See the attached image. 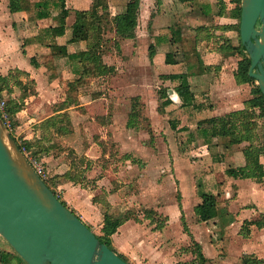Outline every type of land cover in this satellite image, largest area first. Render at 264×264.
<instances>
[{"label":"crops","instance_id":"0c3cea01","mask_svg":"<svg viewBox=\"0 0 264 264\" xmlns=\"http://www.w3.org/2000/svg\"><path fill=\"white\" fill-rule=\"evenodd\" d=\"M45 1H50L51 16L38 19L35 5ZM30 3V10L13 13L10 0H0V90L8 103L18 104L23 100L20 83L35 82L36 95L28 99L36 98L43 105L62 103L67 84L77 76L74 63L88 47L83 40L86 35L73 27L75 11H88L93 0H67L71 14L66 20L60 19L54 0ZM108 4L111 18L138 17L136 37L121 39L111 29L105 32L103 64L113 71L85 80L86 89L79 88L80 103L66 111L75 114L79 122L91 120L95 128L114 133L117 144L119 135L135 134L142 124L149 127L150 141L154 131V135L167 134L168 141L155 140L152 147L130 136L134 143L123 145L142 161V178L148 182L144 188L150 197L163 198L167 189L178 188L187 227L201 246L206 264H242L245 255L264 262V228L249 225L264 218V182L227 173L229 169L264 166L259 142L253 141L256 133L236 145L230 138L199 135L212 118L244 110L253 97L252 87L238 85L235 79L240 60L232 51L240 36L236 5L232 0H108ZM48 28L55 35L46 36ZM173 75L188 77L193 106H183L176 92L179 82L167 79ZM156 84L164 87L166 98L158 96ZM98 109L102 113L92 118ZM63 112L53 110L46 119ZM126 117L129 120L123 125ZM200 152L202 165L198 168L189 157L196 158ZM162 169L167 172L164 177ZM70 184H60L64 190L61 200L97 236L111 229L115 250L127 257L129 264H200L190 249L185 251L191 237L184 233L179 206L154 207L164 215L163 223L140 218V222L130 220L106 230V224L98 227L100 220L105 221L103 202H94L91 194L89 202L80 203L89 192ZM205 194L218 197V217L209 222H201L195 213ZM96 227L101 235L95 232Z\"/></svg>","mask_w":264,"mask_h":264},{"label":"rangeland","instance_id":"374dc122","mask_svg":"<svg viewBox=\"0 0 264 264\" xmlns=\"http://www.w3.org/2000/svg\"><path fill=\"white\" fill-rule=\"evenodd\" d=\"M108 28L110 30V27ZM236 43L238 46L239 41ZM107 45L108 47L112 46L110 40ZM239 58L241 57L239 56L238 59ZM85 85L86 81L81 83L83 90L86 89ZM97 89L98 88H96L95 91H98ZM155 89H157L159 96L164 87L156 84ZM80 92V90L77 91V94L73 96L78 100V104L80 103ZM20 103L24 105L23 110L14 118L15 126L19 134L17 133L16 135L14 132L13 135L19 139L18 141L20 143L25 141L33 143L34 149L42 151L38 156L39 161L43 163L48 175H50V180L53 181L51 183H54L52 184L53 191L58 196L63 197L64 190L59 188L61 183L66 182L68 185H71L70 183H75L69 181L67 178L66 175L70 173L78 182L76 187L89 192L88 194L84 193V196L79 199V202L81 203L84 200V203H86V201L89 202V195L91 194L94 195V199L96 197L103 198V206L101 205L103 218L105 220V216L109 215L115 223V226L119 225L117 224V220L127 213L144 220H148L147 217L152 216V218L149 219L152 222L163 223L165 221L164 215L154 211V207L156 206H174L175 208L179 206L180 210H182V216L186 218L178 188L167 189L163 198L153 199V196L150 197V194L144 188L146 185L148 186V182L142 178L145 173L143 171L144 165L142 166V161L140 162V159L133 156L130 148L123 147V145L126 147V142L130 143L131 141V143H134V139L128 136L135 137L137 142L143 145L147 143V145L150 144L152 147L155 140L168 141L170 138L167 134L162 132L159 135H154L156 133L154 131L153 139L150 141V134L147 132L149 127H147L146 124H142L141 127L135 131V134L129 133L128 136L127 134H125V136L119 135L118 147L117 142H115L117 137L114 133L105 130L102 131L101 127H96V129L90 123L91 120L88 121L85 119L83 122H79L75 114H71L70 112L67 113L70 116L69 119L72 121V131L65 129V126L67 127L69 125V121L67 120H64L62 124L59 123L56 126H48L46 123L51 117L47 119L46 117L52 115L53 110L55 111L57 105L61 103L59 101L57 104L43 105L39 103L36 98H32V100H22ZM84 109L85 108H81L80 110L86 113ZM100 113H102L101 109L93 111L92 118L98 117ZM127 120H129L128 117L123 120V125H126L128 122ZM85 122L89 123L84 126ZM261 123L262 122L259 121V129H255L252 132L256 133L253 135V141H258L259 146L263 147L264 144L260 137V134H262ZM147 135L149 138H147ZM141 139L147 140L143 141ZM201 154V152L197 153L198 156H196V158L195 156L189 157L191 161L196 162L198 168L202 165V162H200L201 159L199 158ZM206 166L208 168H214L213 166L211 167V165ZM161 171L164 177L167 172L163 169ZM201 181L202 179L200 182ZM207 181L210 182L211 179L207 178ZM148 211H152V213L150 214ZM104 222L105 221L102 222L100 220L98 227L100 228L102 224H106L107 227L105 228L107 230L109 225ZM182 227L184 230L183 222ZM94 230L99 235L102 234L97 227ZM184 233H186L185 230ZM186 234L191 237V241L186 246L187 248L185 251L189 249L190 251H194V238L188 233ZM103 236L104 235H102V237ZM111 245L114 248L113 243H111ZM182 250H184V248ZM2 252L10 253L13 256L15 255V251L0 237V256ZM124 260L130 262L127 257H124ZM12 263L17 264V260L13 259Z\"/></svg>","mask_w":264,"mask_h":264},{"label":"water","instance_id":"95a60500","mask_svg":"<svg viewBox=\"0 0 264 264\" xmlns=\"http://www.w3.org/2000/svg\"><path fill=\"white\" fill-rule=\"evenodd\" d=\"M240 40L264 96V0H242ZM0 237L26 264H129L38 175L0 116Z\"/></svg>","mask_w":264,"mask_h":264},{"label":"trees","instance_id":"16d2710c","mask_svg":"<svg viewBox=\"0 0 264 264\" xmlns=\"http://www.w3.org/2000/svg\"><path fill=\"white\" fill-rule=\"evenodd\" d=\"M241 1L242 0H232V3L236 5L235 13L238 20L236 29L239 35L241 19ZM66 4L67 0H54V9L59 13V17L61 20H66L71 14L70 11L67 9ZM30 7V0H10V10L13 13L20 11H28L30 10ZM35 9H37L38 11L36 15L38 19H46L51 16L50 1L38 3L37 5H35ZM75 15L76 22L73 27L76 29H80L86 35L85 39H80L85 40L87 42L88 47L86 51L80 53V55L78 56V62L74 63V74H76L77 76L73 82H69L67 84L66 100L57 105L55 110V112H65L51 117L46 123L48 126H56L59 123L62 124L64 120H67L69 121V125L67 127L65 126V129L68 131H72V123L69 119L70 116L66 110L69 109L71 106L78 104V100L76 99V97L73 96L77 94V91H79L81 83H83L88 78H99L110 74L113 71L111 68L103 64L102 59V47H104V34L108 31V27L112 26L110 27V29L115 31L116 35L121 39H134L136 37L135 31L138 26V17L136 15H126L122 18L121 21L116 18H111L108 0H93L92 6L88 11H75ZM44 33H46V36H49L54 33V30L52 28H48L44 31ZM238 41L239 45L232 50L233 52H236L238 56L241 57L238 62V68L235 73V79L238 85L249 84L252 87L253 97L245 103L244 110L233 112L226 116L212 118L209 121L207 128L200 129L199 135L205 139L230 138L231 144H241L242 142L249 140L250 134L253 130L259 129V121H261V129L263 133L262 141L264 144V96L262 95L259 87L256 85L255 80L252 79L249 75L251 62L248 56L244 53V48L241 45L240 36L238 38ZM167 79L179 82V85L176 87V92L182 100L183 106H193L194 95L191 92L188 77L186 75H173L167 77ZM20 84L23 100H26L29 97L36 95L35 82ZM160 97L162 99L167 97L166 90L161 91ZM23 106L24 105L21 103H7L6 111L13 121L17 114L23 110ZM20 147H25L31 156L39 160L38 156L42 151L34 149L35 147L33 143H28L27 141H25L22 143V146L20 145ZM260 153L264 154V145L263 147H261ZM227 173L228 175L235 178L253 179L259 183L264 182L263 165H252L245 166L240 169H229ZM66 176L69 181L78 184L76 179L72 177L70 173H68ZM51 182L53 181L49 179L48 185L53 190L52 184L54 183ZM102 201L103 198L101 197H96L94 199V202L96 203H101ZM63 203L64 205H66L65 202ZM148 213L151 214L152 211H148ZM195 213L199 217V220L201 222H209L215 220L219 214L218 197L207 194L202 195V203L195 208ZM147 218L150 219L152 218V216H148ZM130 220L140 222L139 217L127 213L126 215L120 217L117 220V224H124ZM105 222L110 227L115 226V223L112 221L109 215L105 216ZM182 222L184 224L185 232L191 236L189 229L186 225L184 216H182ZM249 225H255L260 229L264 228V218L258 221L250 222ZM109 232L110 230L106 231L103 237H97L102 243L107 244L112 250L117 252L115 248H113L111 245L112 241L110 239ZM193 245L195 249L194 251H192V253L200 260V264H206L208 260L203 255L201 246L196 242H193ZM14 256L10 253L2 252L0 256V264H13V259L17 260V264H26L16 252ZM119 256L124 259L122 255L119 254ZM242 264H264V262L258 259L257 257L245 255L242 259Z\"/></svg>","mask_w":264,"mask_h":264},{"label":"built area","instance_id":"2783aa9c","mask_svg":"<svg viewBox=\"0 0 264 264\" xmlns=\"http://www.w3.org/2000/svg\"><path fill=\"white\" fill-rule=\"evenodd\" d=\"M7 103L8 102L5 99L3 92L0 90V116L6 127L10 130V132L13 135V133L15 132V126H14V121L10 118L9 114L6 111ZM15 139L17 141L19 140L17 137H15ZM18 143L19 145L22 146V143H20L19 141ZM21 150L26 155V157L28 158L29 162L31 163L35 171L38 173V175L48 184L50 176L48 175V172L46 171L43 163L38 159L34 158L33 156H31L25 147H21Z\"/></svg>","mask_w":264,"mask_h":264}]
</instances>
